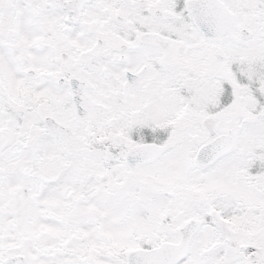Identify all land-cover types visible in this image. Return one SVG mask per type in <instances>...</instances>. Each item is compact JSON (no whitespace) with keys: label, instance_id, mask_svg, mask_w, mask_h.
<instances>
[{"label":"snow or ice","instance_id":"6c2138e0","mask_svg":"<svg viewBox=\"0 0 264 264\" xmlns=\"http://www.w3.org/2000/svg\"><path fill=\"white\" fill-rule=\"evenodd\" d=\"M0 264H264V0H0Z\"/></svg>","mask_w":264,"mask_h":264}]
</instances>
